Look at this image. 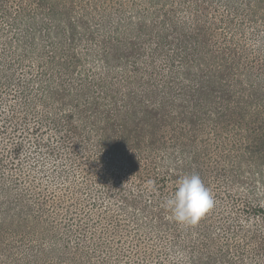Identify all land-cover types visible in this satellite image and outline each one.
<instances>
[{"label":"rangeland","instance_id":"rangeland-1","mask_svg":"<svg viewBox=\"0 0 264 264\" xmlns=\"http://www.w3.org/2000/svg\"><path fill=\"white\" fill-rule=\"evenodd\" d=\"M21 1L16 12L0 8V156L28 138L23 167L20 156L0 162L11 191L59 200L51 211L66 226L87 222L100 234L113 220L112 264H264V0H135L134 20L171 41L193 31L206 45L188 72L172 71L173 60H130L120 71L110 48L100 60L85 41L91 54L78 61L69 39L28 41L14 22L31 14ZM192 173L215 203L185 225L162 202ZM57 256L41 262L64 264Z\"/></svg>","mask_w":264,"mask_h":264},{"label":"trees","instance_id":"trees-1","mask_svg":"<svg viewBox=\"0 0 264 264\" xmlns=\"http://www.w3.org/2000/svg\"><path fill=\"white\" fill-rule=\"evenodd\" d=\"M12 1L0 0V8L3 11L6 9L9 13L13 10L16 12ZM21 3L23 7H27L23 8L25 13L31 14L25 16L22 14L20 17L24 16V18L22 20L19 17L14 18V22L21 28L22 26L26 28L27 38L30 39L28 41L34 43L38 36H46L48 39L59 37L64 40L69 39L75 46L71 56H75L78 61H81L85 55L91 54L92 49L84 44L85 41L101 48L102 54L96 55L102 56L100 60H104V54L110 48L107 55L117 60L114 63L116 69L120 71H125L127 66L131 67L130 60H134L133 64H138V68H140L139 63L143 61L155 62L161 67L159 62L173 60L180 63H170L172 71L181 72L185 69L188 72L193 69L190 61L194 60L197 45L206 46L197 38L194 40L193 31L189 34L185 33L178 38V41H171L166 39V35L161 33V30L150 27L143 17L134 20L126 9H134L141 5L135 0H22ZM37 10H41L44 14L40 15ZM4 16H7V13ZM13 17L16 15L11 18ZM155 30H158V33ZM149 44L151 50L146 49ZM169 47L176 50L179 60L168 58L165 52ZM118 62L123 64L119 65ZM99 67L106 69L103 63ZM158 73L159 70L150 71L151 80H154V74ZM14 126L6 123L2 128L13 132ZM4 134L5 131H2V136ZM25 139L28 138L25 136L15 138L17 144L14 149H7L8 153L0 156V162L4 164L6 161L7 164L10 162L9 157L20 156L15 165L16 168L23 167L21 155L26 147ZM112 148L111 146L110 149ZM115 148L119 149L118 146ZM121 151L132 150L126 151L123 148ZM130 161H132L131 157ZM134 167L139 168L140 165L137 163ZM1 179L6 180V178L0 176V196L6 198V201H0V215L4 214L2 218L0 217V241L3 242L8 236L20 237L16 238L15 242L12 241L11 245L0 244V264H47V261L44 263L41 261L48 260L47 258L52 254L59 255L57 258L64 264H112L111 252H116V248L107 241L112 233L116 234L114 229L116 223L112 225L113 227L110 226L113 220L101 225L105 232L100 234H97L98 231H89L87 222L85 225L83 222H76L73 226L65 222L67 226L63 225L52 212L53 208L59 206L60 203L57 204L59 200L50 197L37 200L31 193L23 191L14 194L11 191L12 187ZM76 204H79L78 199ZM122 224L121 222L120 226ZM104 246H107L108 250L105 256H100L98 252Z\"/></svg>","mask_w":264,"mask_h":264},{"label":"clouds","instance_id":"clouds-1","mask_svg":"<svg viewBox=\"0 0 264 264\" xmlns=\"http://www.w3.org/2000/svg\"><path fill=\"white\" fill-rule=\"evenodd\" d=\"M215 199L198 173L184 175L162 206L180 224L195 225L214 206Z\"/></svg>","mask_w":264,"mask_h":264}]
</instances>
